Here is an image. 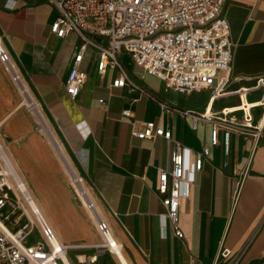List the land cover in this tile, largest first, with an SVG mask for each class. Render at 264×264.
I'll return each instance as SVG.
<instances>
[{
  "label": "crops",
  "instance_id": "1",
  "mask_svg": "<svg viewBox=\"0 0 264 264\" xmlns=\"http://www.w3.org/2000/svg\"><path fill=\"white\" fill-rule=\"evenodd\" d=\"M222 14L233 47L224 97L212 99L206 90L191 95L165 92L160 80L143 74L126 54L120 60L139 89H113V74L101 78L98 55L87 48L79 68L86 81L73 99L65 82L80 50L78 36L70 32L57 38L51 33L57 12L48 0H0L2 42L120 245L118 256L105 253L94 264H264V134L256 140L220 128L218 144L210 148L189 196L180 200L183 238L175 236L157 192L160 172L171 169L175 143L188 148L191 156L209 145L215 122L199 119L194 130L190 116L221 118L222 111L235 109L223 119L240 125L244 120L239 110L259 99V92L247 94L241 108L235 91L264 76V0H228ZM17 96L0 66L2 135L43 215L63 244L100 243L62 162L46 138L32 132L34 119L17 109ZM251 113L253 124L264 130V108ZM148 122L170 132V139H137L133 133L142 132ZM224 250L229 251L227 258L221 256ZM93 252L69 251L66 260L83 264Z\"/></svg>",
  "mask_w": 264,
  "mask_h": 264
},
{
  "label": "built area",
  "instance_id": "2",
  "mask_svg": "<svg viewBox=\"0 0 264 264\" xmlns=\"http://www.w3.org/2000/svg\"><path fill=\"white\" fill-rule=\"evenodd\" d=\"M228 0H48L57 12L50 29L57 38L73 32L81 42L65 82V89L77 98L86 81L80 72L83 52L92 48L98 55L97 72L101 78L112 73L110 87L139 89L132 83L120 60L124 52L143 74L156 77L165 92L191 95L210 91L211 98L224 97L232 69L233 47L230 30L222 11ZM0 66L20 97V106L34 119V129L53 148L62 162L68 183L75 196L95 223L100 243L66 245L60 242L37 204L27 183L8 158L0 140V264H64L69 251L88 249L85 263L94 264L105 253L119 255L117 243L107 222L99 213L85 178L61 154L52 135V128L42 103L24 80L17 63L0 37ZM141 90V89H140ZM142 94L147 95L143 90ZM259 92V99L242 110L244 123H227L223 118L236 110L221 112V118L204 114L192 117V128L199 119L215 122L209 145L191 156L188 148L175 143L170 156L171 169L161 171L157 192L162 196L166 218L177 238H183L178 227L179 204L187 198L203 163L210 157V148L218 144L219 130L224 128L245 137H258L264 130L253 124L251 110L264 108V76L255 79L248 88L235 91L243 105V96ZM98 103L106 105L105 100ZM252 105H256L252 107ZM129 117L128 112H123ZM139 139L156 137L170 139L168 131L148 122ZM60 142V141H59ZM222 258L229 256L224 250Z\"/></svg>",
  "mask_w": 264,
  "mask_h": 264
},
{
  "label": "rangeland",
  "instance_id": "3",
  "mask_svg": "<svg viewBox=\"0 0 264 264\" xmlns=\"http://www.w3.org/2000/svg\"><path fill=\"white\" fill-rule=\"evenodd\" d=\"M124 54H125V53L122 52V55H124ZM123 62L126 64L127 67L129 66L128 58H127L126 56L123 57ZM130 63L133 65V63H132L131 61H130ZM133 66H134V65H133ZM17 98H18V103H17V106H16L17 109H18V110H22V111H24V112L27 114L28 112L26 111L25 108L19 107L21 101H20V97H19V96H17ZM27 115H28V114H27ZM28 116H29V115H28ZM29 118L31 119L30 116H29ZM31 121H32V120H31ZM32 132L36 133V131H35V129H34V123H33V121H32ZM57 137H58V136H57ZM0 140H1V142H2V144H3V146H4V148H5V151H6V154H7L8 158L10 159V161L12 162V164L14 165V167L16 168V170L18 171V173H19V175L21 176V178L26 182V180L24 179V177L22 176L21 172L19 171V169H18V167H17V165H16V162H15L13 156H12V153H11V150H10V143L7 142L6 140H4V138H3V135H2V125H1V124H0ZM45 144H46V143H45ZM52 151H53V150H52ZM69 158H70V157H69ZM69 160H70V162L72 163L71 159H69ZM41 210H42V209H41ZM70 258H71V260H75L74 256H71V255H70Z\"/></svg>",
  "mask_w": 264,
  "mask_h": 264
},
{
  "label": "bare ground",
  "instance_id": "4",
  "mask_svg": "<svg viewBox=\"0 0 264 264\" xmlns=\"http://www.w3.org/2000/svg\"><path fill=\"white\" fill-rule=\"evenodd\" d=\"M52 135H53L54 140L58 143V146H59V148H60L61 154L64 155V156L67 158V156L65 155V152H64V150H63V148H62V146H61V144H60L58 138L55 136L53 130H52ZM67 159H68V158H67ZM68 160H69V159H68ZM66 259H67V257L64 258V264H71L70 261H69V260H66Z\"/></svg>",
  "mask_w": 264,
  "mask_h": 264
}]
</instances>
